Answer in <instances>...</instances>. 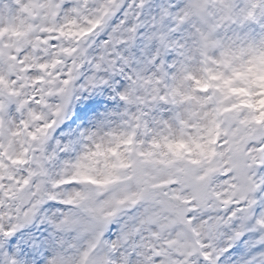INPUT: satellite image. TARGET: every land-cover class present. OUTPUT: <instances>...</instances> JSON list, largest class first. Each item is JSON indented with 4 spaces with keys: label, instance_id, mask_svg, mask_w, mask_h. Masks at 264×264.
I'll use <instances>...</instances> for the list:
<instances>
[{
    "label": "snow or ice",
    "instance_id": "1",
    "mask_svg": "<svg viewBox=\"0 0 264 264\" xmlns=\"http://www.w3.org/2000/svg\"><path fill=\"white\" fill-rule=\"evenodd\" d=\"M0 264H264V0H0Z\"/></svg>",
    "mask_w": 264,
    "mask_h": 264
}]
</instances>
